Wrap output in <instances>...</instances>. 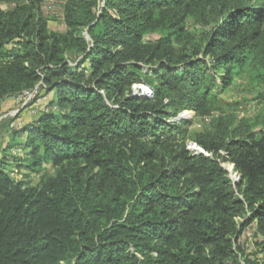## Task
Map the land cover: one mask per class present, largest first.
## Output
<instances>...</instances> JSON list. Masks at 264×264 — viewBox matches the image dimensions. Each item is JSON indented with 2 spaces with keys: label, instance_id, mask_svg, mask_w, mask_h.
Masks as SVG:
<instances>
[{
  "label": "trees",
  "instance_id": "1",
  "mask_svg": "<svg viewBox=\"0 0 264 264\" xmlns=\"http://www.w3.org/2000/svg\"><path fill=\"white\" fill-rule=\"evenodd\" d=\"M64 1L62 32L41 0L0 8V100L53 93L14 132L25 165L51 175L15 180L21 159L1 148L0 264H239L251 224L264 255V118L224 113L211 91L244 69L264 82V0ZM203 18L205 43L179 54L185 22ZM137 84L152 95H132ZM188 109L213 117L207 130L167 120Z\"/></svg>",
  "mask_w": 264,
  "mask_h": 264
},
{
  "label": "rangeland",
  "instance_id": "2",
  "mask_svg": "<svg viewBox=\"0 0 264 264\" xmlns=\"http://www.w3.org/2000/svg\"><path fill=\"white\" fill-rule=\"evenodd\" d=\"M64 2V0H41L40 2L42 13L48 21V28L52 31L62 32L65 30V25L62 21ZM14 3L15 0H0V8L3 10L10 9L14 6ZM205 22L206 18L201 20L188 19L185 22V31L188 33V38L186 42H180L175 45L179 50V54L183 53L184 48L189 54H191L194 50L195 42L205 43L206 35L211 27H206ZM160 35L161 34L158 32L153 35L148 34L146 40L156 39ZM16 42L17 40H13L4 48L7 50L16 48ZM198 56L200 57L201 53H198ZM204 60L208 62L209 57L206 56ZM172 67L173 69H177V71L182 69L180 64ZM144 71L148 72L149 66H144ZM255 73L256 72L252 69H244L235 77V80L230 87L221 91L216 87L211 90L212 92L219 91V105H221V110L224 113L232 112L239 117L244 116L252 121L256 117L259 119L264 118V103L262 102L264 99V82L262 80L260 81L259 78H255ZM140 85L150 88V86L145 84L134 85L131 88L132 95L140 96ZM38 98L41 99V104L38 106L34 105V100L32 101L31 96L27 98L23 92L0 100V157H3L1 148H4V154H6L7 158H10L9 156H11V160L12 158L21 159V164H23L22 167L15 169L13 164H8L7 168L12 170V178L17 181L24 180L31 185H37L40 182L41 177L51 175L52 168L48 164H42L34 171L29 169V167L25 165V155L21 145L24 139V134L21 135L14 132L23 126L30 124L37 115V111H39L42 106H48L47 102L53 98V93L50 92L46 96H41V94H39ZM179 113L185 114L182 116L180 114L181 118L191 121V127L189 130L193 133L207 130L210 122L213 120L211 115L197 116L194 114V111L190 109ZM177 116H179V114H177ZM177 116L170 117L167 120L175 121ZM253 122L257 123L258 120ZM259 129L264 131V126H261V123H258L254 130L258 132ZM12 133L14 134L13 136ZM190 141L194 142L192 140ZM13 143H20V146L10 148V145ZM220 164L226 170L228 177L233 184L232 178L234 174L238 176L233 170V165L226 161H220ZM261 241L262 239L260 237L254 236L253 224L243 229L237 242V245L242 252L238 257L239 264H252L262 260L264 255L262 252L263 248L259 245ZM227 264L232 263L228 261Z\"/></svg>",
  "mask_w": 264,
  "mask_h": 264
},
{
  "label": "built area",
  "instance_id": "3",
  "mask_svg": "<svg viewBox=\"0 0 264 264\" xmlns=\"http://www.w3.org/2000/svg\"><path fill=\"white\" fill-rule=\"evenodd\" d=\"M140 90H141V93H140V96H146V97H149L152 95V90L147 87V86H139ZM24 95L28 98L29 96H31L32 98V101L34 100V105L35 106H38L41 104V99L38 98V92H37V88H34L33 90H30V91H25L23 92ZM47 109L45 106H42L41 109ZM40 109V110H41ZM39 110V111H40ZM38 112V111H37ZM179 116L181 113H178ZM182 115H185V114H181ZM177 116L176 119L179 117ZM173 121V120H172ZM186 149L191 151L192 154H199V153H202V154H205L207 155V153H205L202 148H200L195 142H187L186 144ZM238 176H236V174H234L233 178H232V181L235 182L237 180Z\"/></svg>",
  "mask_w": 264,
  "mask_h": 264
},
{
  "label": "clouds",
  "instance_id": "4",
  "mask_svg": "<svg viewBox=\"0 0 264 264\" xmlns=\"http://www.w3.org/2000/svg\"><path fill=\"white\" fill-rule=\"evenodd\" d=\"M181 118V116H179L176 120H178V119H180Z\"/></svg>",
  "mask_w": 264,
  "mask_h": 264
}]
</instances>
